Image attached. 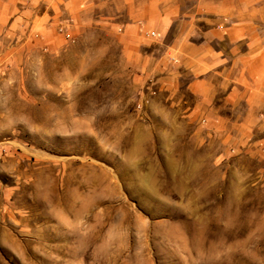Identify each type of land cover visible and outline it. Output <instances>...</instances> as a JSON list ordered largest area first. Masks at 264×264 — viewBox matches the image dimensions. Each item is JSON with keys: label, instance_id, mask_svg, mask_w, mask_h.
<instances>
[{"label": "rangeland", "instance_id": "obj_1", "mask_svg": "<svg viewBox=\"0 0 264 264\" xmlns=\"http://www.w3.org/2000/svg\"><path fill=\"white\" fill-rule=\"evenodd\" d=\"M173 2L0 0V264H264V145L192 110Z\"/></svg>", "mask_w": 264, "mask_h": 264}, {"label": "crops", "instance_id": "obj_2", "mask_svg": "<svg viewBox=\"0 0 264 264\" xmlns=\"http://www.w3.org/2000/svg\"><path fill=\"white\" fill-rule=\"evenodd\" d=\"M88 1L82 0L85 8ZM170 5H158L164 10H158L156 28L163 37L170 34L172 20L189 25L180 24L172 39L181 41L175 61L180 73L189 75L186 86L195 97L192 110L204 116L207 127L220 129L234 143L264 145V24L244 6L214 5L223 17L214 20L204 10L207 3L192 5L187 18L177 0L173 10ZM199 7L201 14L196 16ZM145 12L131 10L138 19ZM3 67L0 61V70Z\"/></svg>", "mask_w": 264, "mask_h": 264}, {"label": "built area", "instance_id": "obj_3", "mask_svg": "<svg viewBox=\"0 0 264 264\" xmlns=\"http://www.w3.org/2000/svg\"><path fill=\"white\" fill-rule=\"evenodd\" d=\"M151 35H155V33H150Z\"/></svg>", "mask_w": 264, "mask_h": 264}]
</instances>
